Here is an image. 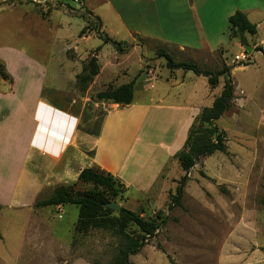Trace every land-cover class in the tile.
I'll use <instances>...</instances> for the list:
<instances>
[{
  "label": "rangeland",
  "instance_id": "1",
  "mask_svg": "<svg viewBox=\"0 0 264 264\" xmlns=\"http://www.w3.org/2000/svg\"><path fill=\"white\" fill-rule=\"evenodd\" d=\"M13 1L18 3L15 12L6 7L0 10V60L13 80L9 84L0 77V264H114L121 239L111 230L77 232V206L29 207L28 197L19 201L28 205H20L19 209L12 206L19 200L16 177L34 127L32 113L38 98L36 89L44 84L47 88L45 95L52 96L55 86L62 87L55 71L57 56L65 46L50 42L52 30L49 23L41 20L27 25L19 23L18 11L24 5L20 3L31 1L8 0ZM73 5L76 16L68 18L64 10H58L51 21L71 19L69 29L74 34L73 42H79V49L90 51L98 44L104 45L106 51L116 49L113 44H104L101 38L95 36L94 26L82 32L88 25L86 22L82 29L86 15L80 13L79 5ZM211 10V6L205 9L208 17ZM79 33L80 36L92 34L94 37L83 42ZM225 38L220 47L224 52L223 58L220 52L182 51L135 37L137 44L144 48L148 57L146 61L155 66L162 89L170 86L168 80L173 75L165 66V58L159 56V52L164 50L175 61L195 62L203 69L217 71L228 63L232 68L235 92L232 108L217 122L220 129L226 132L227 151L200 158L188 175L182 206L170 210V195L162 203L148 199L136 204L134 198H131L132 202H127V192L117 199L122 207L136 211L147 219L154 218L157 213L168 219L156 236L146 241L140 253L130 257L131 264H224L221 257L229 255L233 247H249L248 253L258 254L264 264V55L259 51L257 53L253 41L248 42L255 53L248 55L237 40H232L230 36ZM124 46L130 48V45ZM11 48L32 56L35 64L18 59ZM72 52H68L69 58H74ZM241 53L248 56L247 60L234 62ZM49 54L56 57L48 58ZM88 61L89 58H86L82 65ZM45 65L49 74L42 70ZM139 69L141 65L133 63L130 75H121L119 82H132ZM175 74L179 79L183 74L196 75L192 71L179 70ZM224 80V77L220 78L215 89L217 94L222 91ZM96 93L89 88L86 92L81 91L76 81L66 96V99H76L78 105L81 98H87L80 125L83 131L98 132L104 117L105 109L102 102L96 100ZM142 94L140 90L136 93L140 99L146 97ZM78 105L70 108L60 103L64 110L75 115L79 114ZM166 119L161 117L158 124L152 125L154 130L150 127L144 130L158 157L162 152L154 146L155 142L163 138L166 143H171L174 133ZM147 160L149 168L155 166L153 160ZM183 175L179 162L174 158L168 163L162 178L174 188ZM50 192L51 189L43 192L36 202L49 199ZM172 193L175 189L170 191ZM128 231L138 233L135 226L129 227Z\"/></svg>",
  "mask_w": 264,
  "mask_h": 264
},
{
  "label": "crops",
  "instance_id": "2",
  "mask_svg": "<svg viewBox=\"0 0 264 264\" xmlns=\"http://www.w3.org/2000/svg\"><path fill=\"white\" fill-rule=\"evenodd\" d=\"M39 1H46L47 4L20 3L24 5H21L23 8L20 11L17 10L20 15L18 20L22 25L39 20L49 23L52 30L50 42L65 45L57 56L55 71L63 85L55 86L52 96L45 95L47 88L44 84L36 89L38 98L32 113L34 127L16 177L19 200L12 206L19 209L20 205L29 204L33 207L43 192L51 189L52 196L57 187L78 183L79 175L85 168H100L120 179L127 188V202H132L131 198L136 204L148 199L151 202H166L170 191L176 189L178 183H174V188L168 186L166 179L162 178L165 169L183 148L189 129L202 109L212 106L220 94L216 93V88H210L208 78L183 74L179 79L175 74L178 70L171 72L170 86L162 89L155 66L146 61L148 57L144 48L137 44L135 37L182 51H209L214 54L223 51L220 47L225 37L230 36L229 18L241 11L257 25V34L247 35L248 41H253L255 49H264V0H84L79 5L81 14L90 13L92 18L99 20L101 33L130 45L128 49L123 46L121 52L116 49L106 51L102 44L90 51L79 49V42H73L74 34L69 29L71 19L51 21L58 10H64L68 18L76 16L73 13L75 9L71 8L73 3L67 0ZM17 4L0 0V10L6 7L15 12ZM36 4L48 13H41ZM207 6L212 8L210 17L205 11ZM85 26L86 21L82 29ZM92 37V34L80 36L79 33L83 42ZM98 48L100 50L95 53ZM10 50L18 59L35 64L32 56L24 51ZM68 52H72L74 58H69ZM93 55H96L100 66L99 74L89 86V90L94 92L124 85L119 82V77L130 75L133 63L141 65V69L134 74L133 103L121 106L102 102L105 114L96 133L80 128L87 98H81L79 105L76 99H66L76 84L77 75L82 72V61ZM222 56L224 58V54ZM50 57L53 59L56 56L49 54ZM226 65L229 66L228 63ZM42 70L49 74L46 65ZM173 87L176 89L173 90ZM139 90L146 97H137ZM60 103L70 108L78 105L79 114L64 110ZM161 117L167 118L174 133L171 143H166L163 138L155 142L154 146L162 152L158 157L144 130L148 127L154 130L152 125L158 124ZM147 159L153 160L155 166L149 168ZM25 197L30 199L29 203L20 204V199L22 201ZM248 252L249 247H233L230 254L221 257V260L224 264H263L258 254L250 255Z\"/></svg>",
  "mask_w": 264,
  "mask_h": 264
},
{
  "label": "trees",
  "instance_id": "3",
  "mask_svg": "<svg viewBox=\"0 0 264 264\" xmlns=\"http://www.w3.org/2000/svg\"><path fill=\"white\" fill-rule=\"evenodd\" d=\"M33 3V2H31ZM35 4V3H33ZM40 7V5L36 4ZM72 9H73V5ZM40 12L47 14L43 7ZM44 10V11H43ZM87 28H93L96 34L104 43H111L118 51L123 50L125 43L113 40L99 31V20L92 18L90 13H85ZM230 38L237 40L241 46L249 45L247 35L257 34V25L252 23L247 16L238 11L229 18ZM100 49H96L97 53ZM256 51L262 52L264 49L258 47ZM223 55V51H219ZM160 57L166 60L165 66L171 71L182 70L192 71L197 76L208 78L211 89L218 87L220 78L224 77V85L220 95H218L212 106L202 109L199 116L191 125L187 139L183 148L175 155L184 175L178 181L175 193L170 194L169 209L182 206V199L185 192L189 173L200 160V158L214 155L215 153H226V132L217 125V122L231 108L234 100L235 87L232 80V68L224 64L222 69L213 71L203 69L199 64L191 61H175L168 52L161 50ZM100 72V66L96 55L89 58L82 72L77 75V84L81 91L86 92L93 82L95 76ZM0 77L5 82H13L11 75L4 63L0 60ZM10 88V87H9ZM7 90H11V89ZM135 96V81L119 87H108L106 90L96 93V100L104 103L119 104L127 106L133 103ZM75 187L77 189H75ZM127 192L126 186L120 179L100 168H85L79 175V182L73 185L59 186L54 190L51 198L38 201L36 208L48 206L75 205L78 207L79 216L75 229L79 233H87L91 230H111L121 239V247L114 264H131L130 257L140 253L146 241L159 232L167 224V216L157 213L154 218L147 219L136 211L122 207L119 212L106 207V204L117 201ZM1 209V207H0ZM135 226L138 233L129 232L128 229ZM1 236V231H0Z\"/></svg>",
  "mask_w": 264,
  "mask_h": 264
},
{
  "label": "built area",
  "instance_id": "4",
  "mask_svg": "<svg viewBox=\"0 0 264 264\" xmlns=\"http://www.w3.org/2000/svg\"><path fill=\"white\" fill-rule=\"evenodd\" d=\"M29 1H32V2H35V3H38V4H42V5H44L46 3V1H42L41 2L39 0H29ZM67 1H70L73 4L82 5L84 0H67ZM247 57L248 56L245 53H241L240 55L235 57L234 62H244L245 60H247ZM60 209H61V207H60Z\"/></svg>",
  "mask_w": 264,
  "mask_h": 264
},
{
  "label": "water",
  "instance_id": "5",
  "mask_svg": "<svg viewBox=\"0 0 264 264\" xmlns=\"http://www.w3.org/2000/svg\"><path fill=\"white\" fill-rule=\"evenodd\" d=\"M245 50L248 53V55H251L252 52L254 51V48L251 47L250 45H247V46H245ZM106 207L113 209L115 212H119L121 209V205L118 204L116 201H112V202L106 204Z\"/></svg>",
  "mask_w": 264,
  "mask_h": 264
}]
</instances>
